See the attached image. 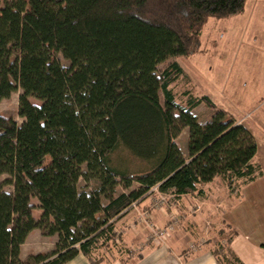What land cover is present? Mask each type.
<instances>
[{"label":"trees","instance_id":"16d2710c","mask_svg":"<svg viewBox=\"0 0 264 264\" xmlns=\"http://www.w3.org/2000/svg\"><path fill=\"white\" fill-rule=\"evenodd\" d=\"M246 2L0 0V104L21 91L23 120L0 116V176L14 186L0 188V264H66L79 254L101 264L119 248L117 222L154 186L201 197L217 177L231 188L262 175L244 125L207 96L178 102L172 88L185 74L178 60L199 51L210 19L237 17ZM201 105L205 120L194 113ZM35 230L56 236V250L24 261ZM223 233L219 263L243 264L227 256L236 232Z\"/></svg>","mask_w":264,"mask_h":264},{"label":"crops","instance_id":"0c3cea01","mask_svg":"<svg viewBox=\"0 0 264 264\" xmlns=\"http://www.w3.org/2000/svg\"><path fill=\"white\" fill-rule=\"evenodd\" d=\"M232 20L237 21L232 22L236 28L237 23L240 25L242 22L239 17H234ZM210 21L213 26L216 25L213 19ZM207 30L206 27L202 34V43ZM219 54L224 55L225 52L220 51ZM248 68L250 73L248 83L251 91L248 94L241 92L240 83L236 92L237 87L232 81L229 92L237 103L236 110L239 116L236 120L251 132L257 142L258 152L254 163L260 166L262 175L250 183L239 181L240 185L236 192L230 194L225 193L227 187L224 180L217 177L203 187L204 196L177 197L166 208H152V199L147 197L136 209L130 210L117 222L115 230L119 236V248L113 249L112 253L103 252L101 264H220L216 253L223 241L225 234L223 231H226L227 236L229 231L236 232L233 241L229 244L228 257L238 258L243 264H264V67L256 62ZM214 79L216 84L222 85L219 89H223L226 84L218 78L214 77ZM218 180L221 181V186ZM216 187L220 190L215 196L219 197L222 193L227 196L222 199V205L220 204L222 209H217L219 223L213 224L208 219L217 217L216 210L208 207L210 203L215 204L209 195L216 190ZM195 205H200L201 210L191 215L190 207L195 208ZM207 208L210 214L207 213ZM144 213H148L150 218H143ZM178 215L182 217V226L179 229L171 231L164 240L151 239L150 225L164 228L171 222L173 216ZM244 222L246 226H243ZM36 232L38 230L33 231L28 239ZM28 239L22 248L27 244ZM194 244L200 245L199 250L195 253L191 252L192 254L188 253L187 249ZM22 254L23 249H21V257ZM66 264L91 263L86 256L79 254Z\"/></svg>","mask_w":264,"mask_h":264},{"label":"rangeland","instance_id":"374dc122","mask_svg":"<svg viewBox=\"0 0 264 264\" xmlns=\"http://www.w3.org/2000/svg\"><path fill=\"white\" fill-rule=\"evenodd\" d=\"M237 17H239L240 22L242 21L240 25L237 23V28L232 24V22L235 23L237 21L232 19H213L216 23L215 26L211 24L212 20L209 21L207 25L208 32L204 34L203 43L199 51L191 58H181L178 60V63L185 73L172 86L178 102L186 104L190 97L201 98L207 96L219 109L225 111L234 119H237L239 116L236 110L237 103H235V99L231 98L229 87L232 81H234L233 85L235 84L237 87L235 91L238 92V86L241 83V92L248 94L251 91L248 83V76L250 75L248 66L255 65L257 62L264 67V0H247L244 13ZM207 35L209 36L207 37ZM220 51L225 52V54H219ZM55 59L60 62L64 69L70 67V63L62 55H55ZM172 61L170 60L161 65L159 69H163ZM214 77L222 81L223 84H226L223 89H219L221 84H216ZM225 87L227 88L226 91ZM20 94L21 91L14 93L10 99L2 101L0 104V116L14 118L19 125L23 122L18 115ZM162 101H164L163 98ZM194 113L200 119L205 120L209 116L210 111L204 105H201ZM188 139L189 131L185 130L177 140V144L184 153L187 152ZM10 180L11 177L8 175L0 176V188L6 193L13 194L14 186L9 183ZM218 183L221 186L220 180H218ZM87 185L93 187L94 183L86 184L82 180L79 184L80 188L87 187ZM239 185L236 183L229 188L226 184L225 186L227 188L225 193L230 194L236 192ZM218 190L220 189L216 187V190L212 191L209 195L213 198L211 201L215 204L210 203L208 208L216 210L217 215L216 218L210 217L208 219L213 224L219 223L217 209H222V199L227 196V194L223 193L219 194V197L218 195L215 196ZM33 203L36 205L34 217L38 219L41 211L35 200ZM136 208L132 207L131 210ZM208 208L207 213H209ZM181 226L180 224L177 229ZM243 226H246V222L243 223ZM57 241L58 238L56 236L51 238L44 237L39 231L36 232L28 239L24 248H22V260L26 261L31 255L52 253L56 250ZM189 249L190 247L187 249V252L191 253ZM224 264H226L225 261Z\"/></svg>","mask_w":264,"mask_h":264},{"label":"built area","instance_id":"2783aa9c","mask_svg":"<svg viewBox=\"0 0 264 264\" xmlns=\"http://www.w3.org/2000/svg\"><path fill=\"white\" fill-rule=\"evenodd\" d=\"M147 197H151L152 199V208L159 209V208H166L168 207L171 202L176 199L177 197L172 193H162L159 190V186L156 185L153 188L150 189V191L147 194ZM196 206V205H195ZM133 208L137 207V203L132 205ZM201 210V206L197 205L195 208L190 207L189 213L196 214ZM143 217L150 218L148 213H144ZM182 217L181 216H173L171 219V222L164 228L155 227L154 225H150L151 227V239L152 240H161L166 239V237L170 234L171 231L178 228V226L181 224ZM118 235V232H117ZM200 245H191L189 251L192 253H195L199 250ZM136 252H138L136 250Z\"/></svg>","mask_w":264,"mask_h":264}]
</instances>
